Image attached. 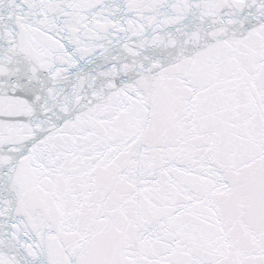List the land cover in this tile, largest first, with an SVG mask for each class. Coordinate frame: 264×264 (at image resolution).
I'll list each match as a JSON object with an SVG mask.
<instances>
[{"label": "snow or ice", "instance_id": "6c2138e0", "mask_svg": "<svg viewBox=\"0 0 264 264\" xmlns=\"http://www.w3.org/2000/svg\"><path fill=\"white\" fill-rule=\"evenodd\" d=\"M0 264H264V0H0Z\"/></svg>", "mask_w": 264, "mask_h": 264}]
</instances>
